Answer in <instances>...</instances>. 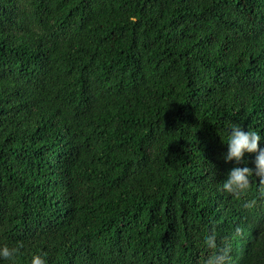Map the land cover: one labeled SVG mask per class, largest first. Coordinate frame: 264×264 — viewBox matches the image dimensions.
Segmentation results:
<instances>
[{"label":"trees","instance_id":"1","mask_svg":"<svg viewBox=\"0 0 264 264\" xmlns=\"http://www.w3.org/2000/svg\"><path fill=\"white\" fill-rule=\"evenodd\" d=\"M232 123L264 136V0H0L15 264H203L213 231L264 264V186L217 190Z\"/></svg>","mask_w":264,"mask_h":264},{"label":"clouds","instance_id":"2","mask_svg":"<svg viewBox=\"0 0 264 264\" xmlns=\"http://www.w3.org/2000/svg\"><path fill=\"white\" fill-rule=\"evenodd\" d=\"M223 143L226 145V151L219 159L224 164H231L232 167L224 174V179L217 185V190L239 200L250 191L253 177L260 186H264V147L260 146L264 144V136L255 130H244L241 125L232 123L228 128L226 143L224 140ZM248 156H253L251 162L247 159ZM249 163L252 166H249ZM260 196L264 198V192H261ZM256 202L255 199L248 200L243 206L252 208ZM217 239V234L213 231L204 240L211 254L203 264H233L229 238H223L220 244L217 243ZM22 247V244L12 247L0 245V261H10L15 264ZM29 264H47V254H32Z\"/></svg>","mask_w":264,"mask_h":264}]
</instances>
